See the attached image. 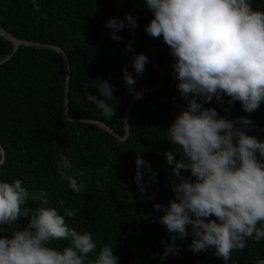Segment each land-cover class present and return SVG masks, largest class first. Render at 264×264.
<instances>
[{
	"label": "trees",
	"instance_id": "1",
	"mask_svg": "<svg viewBox=\"0 0 264 264\" xmlns=\"http://www.w3.org/2000/svg\"><path fill=\"white\" fill-rule=\"evenodd\" d=\"M40 12L33 11L32 0H0V25L16 38L57 45L68 59L54 48L21 44L0 63V145L7 159L0 165V180L19 179L30 194L44 190L48 194L47 207L55 208L65 223L81 234L89 232L97 244L88 254L85 264H91L105 243L113 244L118 264H226L217 257L214 248L193 252L191 234L177 238L178 255L161 259L164 242H171L167 229L159 223L162 211L155 204L168 206L175 199L172 169L165 152L174 150L177 160L182 153L168 141L167 128L185 107L174 75L175 57L163 38L149 36L145 27L153 13L144 0H38ZM252 7L264 10V0H249ZM132 14L136 27L130 29L125 19ZM46 15V18H44ZM110 18L124 20V28L117 34L122 41L112 38V29L106 27ZM131 44V51L126 45ZM160 46L155 60L163 71L162 83L154 90L142 92L141 99H131L134 92L153 86L159 79V70L149 61L142 75L132 66L133 53L148 57L151 47ZM13 44L0 34V59L7 57ZM127 69L135 79L132 91L123 79ZM69 73L67 103L65 80ZM113 86L116 115L111 119L90 101L87 95H99L101 81ZM222 101L213 97L210 103L219 116L237 121L247 117L251 123L264 128V101L254 112L244 111L239 101ZM128 115V134L119 139L94 121L106 124L119 136H124ZM92 120V121H91ZM247 134L264 140V131L247 128ZM71 159L82 170L78 182L87 183L81 193L73 192L57 172L60 153ZM141 156L151 165V171L141 167V191L135 182V159ZM261 160H264L262 157ZM181 174L191 177L190 172ZM64 207L76 210V216L67 217ZM39 200L29 199L22 207L34 214ZM21 216L11 226L22 229L30 220ZM215 219V217H213ZM190 228V226H189ZM69 241H50V246L63 249ZM264 260V240H246L242 250H233L229 264H257Z\"/></svg>",
	"mask_w": 264,
	"mask_h": 264
},
{
	"label": "clouds",
	"instance_id": "2",
	"mask_svg": "<svg viewBox=\"0 0 264 264\" xmlns=\"http://www.w3.org/2000/svg\"><path fill=\"white\" fill-rule=\"evenodd\" d=\"M144 2L153 13L145 31L153 38L162 37L171 49L177 88L188 105L167 128L168 141L182 158L177 160L174 150L165 152L175 177V199L168 206L154 205L163 212L159 223L171 236V242L162 241L161 259L178 255L176 239L191 234L189 250L198 253L214 248V254L226 262L233 250L245 248L246 240H264V160L257 156L264 157V140L247 134V128H238L237 121L219 116L200 100L210 103L215 97L222 101L227 95L229 102L239 101L249 113L264 101V10L254 9L249 0ZM32 3L33 11L39 13L38 0ZM125 19L130 29L136 27L132 14ZM105 26L112 29L114 40H123L117 32L124 28V20L110 18ZM126 47L132 50L130 43ZM131 63L135 73L142 75L148 57L133 53ZM123 79L131 92L135 79L127 69ZM98 89L99 95L88 94L87 100L111 119L116 115L115 106L109 104L113 86L103 80ZM133 98L141 99L142 94L134 92ZM238 120L243 125L251 123L247 117ZM6 159L0 150V165ZM135 164V182L143 192L140 169L151 171V165L139 155ZM56 168L73 192L87 188L86 182L77 179L82 170L63 152ZM182 169L194 179L182 175ZM47 197L44 190L30 194L19 179L0 180V264H85L88 254L96 251L92 234L70 228L55 208L44 206ZM29 199L41 204L31 215L22 207ZM59 204L65 216H76V210L64 207V201ZM29 215L26 227L9 234L5 226ZM55 240L69 241V245L58 250L50 246ZM91 264H118L113 244L105 243Z\"/></svg>",
	"mask_w": 264,
	"mask_h": 264
},
{
	"label": "water",
	"instance_id": "3",
	"mask_svg": "<svg viewBox=\"0 0 264 264\" xmlns=\"http://www.w3.org/2000/svg\"><path fill=\"white\" fill-rule=\"evenodd\" d=\"M0 34L5 37L6 39L10 40L13 44V49L12 51L7 55V57L3 58V59H0V63L3 62L4 60H6L10 55L11 53L17 49V47L21 44H26V45H29V44H33V45H37V46H44V47H50V48H54L55 50H57L66 60L67 64L69 63V59L65 53V51L60 48L59 46L57 45H51V44H40L38 42H33V41H27V40H23V39H19V38H16L14 35H12L10 32H8L6 29H4L1 25H0ZM162 49V47L160 46H155L153 45L148 53V58H149V61L159 70L160 72V76H159V79L157 80V82L153 85V86H150V87H146L142 90H139V91H136V92H139V93H142V92H147V91H150V90H154L156 89L161 83H162V77H163V71L160 69L159 67V64L157 63V61L155 60V57H151L150 54H151V51L152 50H155V51H158ZM174 75H175V72L173 70L172 72V78H171V86L173 87V82H174ZM69 73H67L66 75V80H65V92H66V96H65V102L67 103V91H68V88H69ZM131 99H133V95L131 96ZM174 102L176 105H178L179 107L183 108L184 110L187 109V107L185 106H182L180 105L175 98H173ZM92 121V120H91ZM96 122L97 124H100L101 127H103L104 129L112 132L113 134H115L119 139H124L126 137V135L128 134V115H126V118H125V127H126V131H125V135L124 136H119L117 135L115 132H113V130H111L106 124L102 123V122H99V121H94ZM238 128H254V129H260L262 131H264V128H260L258 126H255V125H240V126H237ZM0 150L4 151L3 148L1 147L0 145ZM257 156L259 159H262V157H259V153H257ZM226 264H229V261H226ZM257 264H264V260H261L259 261Z\"/></svg>",
	"mask_w": 264,
	"mask_h": 264
},
{
	"label": "bare ground",
	"instance_id": "4",
	"mask_svg": "<svg viewBox=\"0 0 264 264\" xmlns=\"http://www.w3.org/2000/svg\"><path fill=\"white\" fill-rule=\"evenodd\" d=\"M155 52H156L155 50H152L150 56L154 57L155 56Z\"/></svg>",
	"mask_w": 264,
	"mask_h": 264
}]
</instances>
